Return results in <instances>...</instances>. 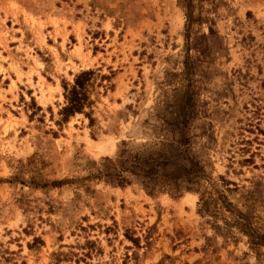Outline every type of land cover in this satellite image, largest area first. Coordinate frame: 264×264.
Instances as JSON below:
<instances>
[{"label":"rangeland","instance_id":"1","mask_svg":"<svg viewBox=\"0 0 264 264\" xmlns=\"http://www.w3.org/2000/svg\"><path fill=\"white\" fill-rule=\"evenodd\" d=\"M166 125L264 236V0H0V264H264L198 191L96 177Z\"/></svg>","mask_w":264,"mask_h":264},{"label":"trees","instance_id":"2","mask_svg":"<svg viewBox=\"0 0 264 264\" xmlns=\"http://www.w3.org/2000/svg\"><path fill=\"white\" fill-rule=\"evenodd\" d=\"M186 8L190 16L189 3ZM187 69L186 75L190 76V68ZM94 77L95 71H84L76 76L71 87L65 86L67 104L61 111L64 121H68L76 113L84 112L88 93L94 86ZM158 136H161V139L139 147H130L124 141L117 157L106 158L96 177L120 187L132 184L133 178H141L142 186L151 195L166 192L180 196L186 190L198 191L201 215L209 214L218 218L224 212H229L233 219H226L224 222L228 230L234 225H239L241 230L251 237L264 239L263 235L256 233L249 218L225 195L217 180L193 157L188 146L186 125H166L159 130ZM220 180L225 186L230 184L223 177ZM203 183L207 186L201 191L199 187ZM53 264L63 263L58 258Z\"/></svg>","mask_w":264,"mask_h":264}]
</instances>
